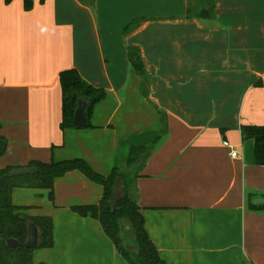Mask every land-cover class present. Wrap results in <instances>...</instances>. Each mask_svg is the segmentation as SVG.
I'll list each match as a JSON object with an SVG mask.
<instances>
[{
    "label": "crops",
    "instance_id": "crops-1",
    "mask_svg": "<svg viewBox=\"0 0 264 264\" xmlns=\"http://www.w3.org/2000/svg\"><path fill=\"white\" fill-rule=\"evenodd\" d=\"M215 3V18L203 20L187 16L190 0H34L31 9L0 0V168L83 158L109 175L146 146L132 191L160 256L264 264V209L252 208L264 205V165L241 133L264 125V0ZM70 68L107 91L87 128L61 126L59 77ZM103 191L79 170L56 179L53 199L13 190L29 216L54 221V246L38 247L36 264H129L99 220L73 210Z\"/></svg>",
    "mask_w": 264,
    "mask_h": 264
},
{
    "label": "trees",
    "instance_id": "trees-1",
    "mask_svg": "<svg viewBox=\"0 0 264 264\" xmlns=\"http://www.w3.org/2000/svg\"><path fill=\"white\" fill-rule=\"evenodd\" d=\"M12 0H7L10 2ZM26 9H31L34 0H23ZM45 0H41L44 2ZM215 0H190L188 17H198L203 20L215 18ZM129 28V26H128ZM127 28V29H128ZM129 58L132 67L147 83L145 63L138 47H129ZM60 84L63 92L62 128L76 127L73 118L80 97H88L92 101L87 107L88 123L96 103L107 97L104 88H98L85 80L78 69L70 68L60 73ZM259 84V81H258ZM242 139L253 140L255 146V161L264 165V125H242ZM1 139H6L0 135ZM146 152V146H133L128 156L126 167H114L109 175L97 172L85 159L73 158L61 161L43 162L33 160L27 166H35L38 172L34 175L17 176L8 179L9 187L0 191V260L2 264H36L34 251L39 248L54 246V221L51 216H29L26 206L14 204L13 190L19 188H36L49 190L53 199L54 186L57 178L66 173L79 170L90 180L103 186V196L98 204L74 206L73 210L82 217H92L100 221L105 233L114 243L118 253L129 264H168L160 256L157 246L152 240L145 224L135 195L132 191L133 182L139 173L131 169L139 157ZM12 166L1 169L7 173ZM254 209H264V205H252ZM35 223L41 231V241L37 247L26 246L28 238V223ZM19 241L17 248L7 245V239ZM47 264V263H39Z\"/></svg>",
    "mask_w": 264,
    "mask_h": 264
},
{
    "label": "water",
    "instance_id": "water-1",
    "mask_svg": "<svg viewBox=\"0 0 264 264\" xmlns=\"http://www.w3.org/2000/svg\"><path fill=\"white\" fill-rule=\"evenodd\" d=\"M91 99L88 97H80L77 102V108L73 118V125L76 127H83L88 123L87 107L91 103ZM6 147V141L0 138V156L4 153ZM38 172V168L35 166H20L11 168L7 173L3 174L0 170V191H6L9 187L8 179L17 176L34 175ZM1 234V227H0ZM41 241V231L39 227L33 223H28V238L26 246L37 247ZM19 241L14 238L7 239V245L11 248H17ZM1 256V252H0ZM0 264L1 260H0Z\"/></svg>",
    "mask_w": 264,
    "mask_h": 264
},
{
    "label": "built area",
    "instance_id": "built-area-1",
    "mask_svg": "<svg viewBox=\"0 0 264 264\" xmlns=\"http://www.w3.org/2000/svg\"><path fill=\"white\" fill-rule=\"evenodd\" d=\"M225 146L231 149V156L232 157H239L241 156L240 152L238 151L237 147L231 144L228 140H224Z\"/></svg>",
    "mask_w": 264,
    "mask_h": 264
},
{
    "label": "rangeland",
    "instance_id": "rangeland-1",
    "mask_svg": "<svg viewBox=\"0 0 264 264\" xmlns=\"http://www.w3.org/2000/svg\"><path fill=\"white\" fill-rule=\"evenodd\" d=\"M245 146H254L253 142L245 143Z\"/></svg>",
    "mask_w": 264,
    "mask_h": 264
}]
</instances>
